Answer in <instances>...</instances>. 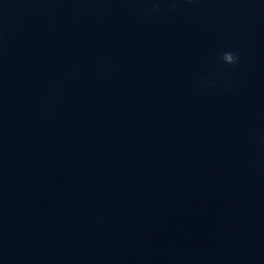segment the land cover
Listing matches in <instances>:
<instances>
[{
  "label": "clouds",
  "instance_id": "obj_1",
  "mask_svg": "<svg viewBox=\"0 0 264 264\" xmlns=\"http://www.w3.org/2000/svg\"><path fill=\"white\" fill-rule=\"evenodd\" d=\"M222 60L227 65H233L237 62L238 55L235 52H231V51L225 52L222 55Z\"/></svg>",
  "mask_w": 264,
  "mask_h": 264
}]
</instances>
